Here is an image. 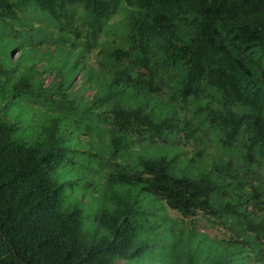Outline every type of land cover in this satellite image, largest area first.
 Here are the masks:
<instances>
[{
    "label": "trees",
    "instance_id": "1",
    "mask_svg": "<svg viewBox=\"0 0 264 264\" xmlns=\"http://www.w3.org/2000/svg\"><path fill=\"white\" fill-rule=\"evenodd\" d=\"M125 2L120 13L124 0H0V264H118L153 255L159 243L176 241L171 227L160 233L157 224L170 220L168 210L218 221L233 234L223 246L264 264V174L255 165L264 163V0ZM118 14L115 23L127 21L128 49L110 54L116 66L108 73L101 38ZM49 18L62 23L55 35L35 26ZM17 19L26 23L14 27ZM51 45L47 59L87 69L79 87L61 70L46 86L37 65L41 47ZM95 53L96 70L88 64ZM181 70L183 97L207 86L220 92L224 108L212 111V125L226 130L227 145L244 144L243 162L216 163L217 171L193 177L177 175L166 157L134 168L101 164L126 151L130 137L141 144L166 132L195 136L189 123L156 121L145 104H121L133 88L143 93L159 79L153 90L160 89ZM85 220L95 224L91 235ZM144 233L152 242L139 243Z\"/></svg>",
    "mask_w": 264,
    "mask_h": 264
},
{
    "label": "rangeland",
    "instance_id": "2",
    "mask_svg": "<svg viewBox=\"0 0 264 264\" xmlns=\"http://www.w3.org/2000/svg\"><path fill=\"white\" fill-rule=\"evenodd\" d=\"M128 7L125 0L120 10V13ZM29 13L20 14V18L29 19ZM35 15V14H34ZM31 16V15H30ZM36 16V15H35ZM38 17V16H37ZM123 16L118 14L115 20L110 23L104 30L101 38V60L104 62L105 72H113L116 61L112 60L109 56L116 49H128L126 42L127 36V21L123 23H115L121 21ZM13 26L21 27L23 22L21 19H17ZM28 22V21H27ZM41 23V24H40ZM45 24V29L51 28L52 35H55L52 27H61V24L56 23L49 18L42 22H35L37 28L42 27ZM45 29H42L41 34H45ZM50 31V30H49ZM63 38L67 39L68 34H60ZM21 41V39L17 40ZM70 43V39H67ZM73 43V41H71ZM53 45L49 49L46 46L41 47V56L39 57L37 68L40 72H44L46 86H48L53 77H55L61 70L63 74L69 79H76V86L79 87L84 79L87 77V72L83 64L79 65L68 60H59L52 57L47 59L53 48ZM69 49V48H68ZM72 49V48H71ZM69 49V51L71 50ZM82 48H79L80 51ZM68 52V50H67ZM21 56L20 50H15L12 54V60L17 61ZM47 56V57H46ZM49 61V64L47 63ZM98 59L96 53L91 55L88 64L95 70L98 66ZM52 63V66H50ZM46 66L53 69V74L46 72ZM88 66V68H90ZM49 75V76H48ZM184 76V71H179L171 77V80L166 85H161L160 89L153 90L158 87L157 82L159 79L150 80L144 92L147 93L144 96V92L139 91L138 94H134L136 90H141L140 87H135L132 90V97L129 99H122L121 104L127 108H136L141 104H145L147 111L151 112L156 121L161 119L172 118L183 123H189L193 129L197 132L194 133V137H198L189 140L185 139V134H178V132H166L163 134L155 135L154 142L152 138H148L144 143L137 144L133 142V137H130L129 148L126 151H119L115 153L112 158L103 160L102 163L108 167L107 163L117 164L120 167L134 168L138 166L140 159H157L166 157L173 161L174 172L177 175L186 174L190 177L196 176L202 172H211L217 164L224 165L230 161L233 164L242 163L243 159L241 155L244 151V144L241 141L234 142L232 145H227L226 130L223 128H216L212 125V111L223 110L224 104L222 101V95L214 88L207 86L203 93L199 92V96H187L183 97L179 92L181 88V81ZM83 77V78H82ZM95 91H88L85 95L94 94ZM236 111H242L238 106L233 107ZM199 134V135H196ZM159 137H163L164 140H159ZM182 137V139L180 138ZM199 155L195 157L194 155ZM78 161V159H77ZM259 161H262L259 159ZM78 163V162H76ZM259 165L261 174H264V163ZM220 166V167H221ZM216 168V167H215ZM252 169V168H251ZM255 169V168H253ZM252 169V170H253ZM108 171V169H105ZM104 170V173H105ZM217 171V168H216ZM109 172V171H108ZM214 172V171H213ZM102 174V173H101ZM60 176H64V169L61 170ZM214 177H220L218 172H214ZM74 181V178H69ZM95 180V178H94ZM231 189V187H228ZM84 203V199H80ZM146 209V205H143ZM161 216L164 215V208L159 210ZM170 220H158V223L163 224V228H160V233L166 230V226L171 227L173 235L176 237L175 242H171L169 248H162L159 243L157 251L153 255L145 254L139 255L132 260H118V264H167L171 261L173 264L180 262H192L194 264H226L227 261L234 259L235 264H260L254 258L248 257L245 251L240 248L234 249L233 247L227 248L223 246L222 242H227L233 238L232 231L225 225L220 224L216 220H208L207 217L200 214L195 218H183L178 213L168 210L166 215ZM88 226L91 230L87 229ZM95 228V224L89 223V220H85L84 231L88 234H92V229ZM162 237H164L161 234ZM153 238L148 233H144L140 236L139 243L152 242ZM182 255L184 257H182ZM182 257V258H181Z\"/></svg>",
    "mask_w": 264,
    "mask_h": 264
}]
</instances>
